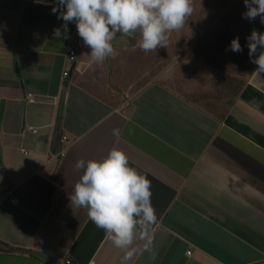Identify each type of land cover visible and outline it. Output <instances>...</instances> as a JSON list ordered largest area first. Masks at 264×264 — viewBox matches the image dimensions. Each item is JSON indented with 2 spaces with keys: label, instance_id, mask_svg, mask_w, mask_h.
Returning <instances> with one entry per match:
<instances>
[{
  "label": "crops",
  "instance_id": "crops-1",
  "mask_svg": "<svg viewBox=\"0 0 264 264\" xmlns=\"http://www.w3.org/2000/svg\"><path fill=\"white\" fill-rule=\"evenodd\" d=\"M54 5L0 0V264H121L124 252L70 200L75 162L102 159L113 147L151 181L157 215L150 249L137 238L127 264H264L257 65L241 93L212 112L188 96L212 92L196 68L204 62L183 54L176 64L166 47L140 51L139 34L117 33L116 54L102 64L89 66L85 44L70 62L76 26L57 40L53 30L64 22Z\"/></svg>",
  "mask_w": 264,
  "mask_h": 264
},
{
  "label": "clouds",
  "instance_id": "clouds-1",
  "mask_svg": "<svg viewBox=\"0 0 264 264\" xmlns=\"http://www.w3.org/2000/svg\"><path fill=\"white\" fill-rule=\"evenodd\" d=\"M247 9L242 13L249 21L260 17L264 24V0H244ZM192 0H55L52 13L62 19L61 28L53 30L59 40L68 39V24L75 23L83 43L90 48L88 64H102L114 56L112 41L117 33L134 37L144 52L167 47L168 34L183 28L192 14ZM250 62L255 72L264 74V32L253 29L246 38ZM227 50L242 52L239 37L232 39ZM119 138L120 130L114 128ZM74 168L80 173L70 193L71 204L87 211L93 224L109 235L114 245L124 252L121 264H127L137 251V238L151 247L150 232L157 222L151 203V181L129 163L127 154L113 147L99 160L80 158Z\"/></svg>",
  "mask_w": 264,
  "mask_h": 264
},
{
  "label": "rangeland",
  "instance_id": "rangeland-1",
  "mask_svg": "<svg viewBox=\"0 0 264 264\" xmlns=\"http://www.w3.org/2000/svg\"><path fill=\"white\" fill-rule=\"evenodd\" d=\"M192 7L193 12L187 18L183 28L168 34L169 38L167 47L165 48L168 54L165 58L172 56L174 57L173 61L176 62L177 60L175 57H179V61L176 62V64H179V62H181L180 56L185 54L187 58H196L197 61L199 59L203 61L204 64L203 62L202 64L204 66L202 67L205 68L206 66L207 70L200 68L199 65H197L196 68L202 70L203 72H201L203 74L208 75L212 92L188 96L192 100L205 106L209 111L219 112L221 109L215 102L221 99L234 98V95L230 93L228 88L221 87L220 75L236 76L235 73H237L236 70L238 69L240 59H238L239 57L236 55V52L230 50L226 51L229 52L228 56L230 59H225V56L223 59L218 57L215 54L216 41L212 37L215 36L216 33H222V36H224V39L221 40L223 50L229 48L224 46V43H227L226 39L232 41L233 38L239 37V42L244 50L248 48L246 38L251 34L252 30L255 29L258 32H264V24L261 23L260 17H257L253 21L243 18L242 13L247 11L244 0H192ZM139 50L142 51L140 48ZM248 51L249 50H246L245 52L244 50V54L247 58L239 65H242V67L245 66V68H255L256 65L250 62ZM220 52L224 53L225 51ZM241 54L242 52H240V56H242ZM214 55L218 57L216 64L212 62L213 59L211 58V56ZM159 56H162V53ZM199 61L197 63H199ZM231 61L234 62L231 63ZM178 66L179 65H177L178 70L176 71L177 75L180 77L179 74L181 70ZM214 72L218 73L214 74ZM189 75L191 76V73H189ZM189 75H186V77L188 78ZM189 78L193 80L195 77L192 76V78ZM224 86H227V84Z\"/></svg>",
  "mask_w": 264,
  "mask_h": 264
},
{
  "label": "trees",
  "instance_id": "trees-1",
  "mask_svg": "<svg viewBox=\"0 0 264 264\" xmlns=\"http://www.w3.org/2000/svg\"><path fill=\"white\" fill-rule=\"evenodd\" d=\"M212 38H214V40L216 41V47H215L216 52H215V54L218 57H220L221 59H223L224 56H225V59H230V57L228 56L229 52H226V50H223L222 49L223 46H221L222 45L221 40L224 39V36H222V33H216L215 36H213ZM226 40H227V43L226 44L224 43V46L229 47L231 44V41H230V39H226ZM244 50L246 52V50H248V48H245ZM244 50L242 51V54H241L242 56H240V52H238V53L236 52L237 53L236 55H238V57H239L238 59H240V61L238 63V69L236 70L237 73H235L236 76L232 77V76H229V75L227 76L224 74L220 75L221 76L220 82L223 85V86L221 85V87L228 88L230 93H232L234 95L233 97H237L241 93L243 87L246 84L247 78L251 75L252 71L254 70V68H251V67L245 68V66L242 67V65H239L247 58L246 55L244 54ZM220 51H225V52L221 53ZM216 55L211 56V58L213 59L212 62L215 64L218 60V57H216ZM233 62L231 61V63H233ZM215 67H216V65H215ZM225 69H227V68H225ZM226 84H227V86H224ZM218 87L221 88L220 86H218Z\"/></svg>",
  "mask_w": 264,
  "mask_h": 264
},
{
  "label": "built area",
  "instance_id": "built-area-1",
  "mask_svg": "<svg viewBox=\"0 0 264 264\" xmlns=\"http://www.w3.org/2000/svg\"><path fill=\"white\" fill-rule=\"evenodd\" d=\"M84 43L82 41V38L79 37L78 33L76 32V34L72 37L71 39V42H70V46H69V52H68V57H69V60L70 62H73L74 61V58H75V55H76V48L77 47H80L82 46ZM70 74V70H66L64 73H63V76L64 77H68ZM27 99L31 102L34 101V97L32 94H28L27 96ZM29 131L33 132V133H37V128H34V127H29L28 128ZM69 138L67 136H64L62 138V144H63V147H62V150L60 152V157H64L65 156V152H66V145L67 143H69ZM23 153L27 154L28 152L26 150H22ZM52 159H57V156H54ZM47 161H50V159H48ZM12 203H16L17 200L15 199H12L11 200ZM188 254H191V252H188ZM66 264H75L73 263L71 260H66L65 262ZM90 264H94V262H91Z\"/></svg>",
  "mask_w": 264,
  "mask_h": 264
}]
</instances>
